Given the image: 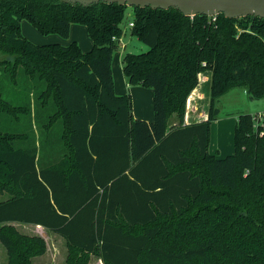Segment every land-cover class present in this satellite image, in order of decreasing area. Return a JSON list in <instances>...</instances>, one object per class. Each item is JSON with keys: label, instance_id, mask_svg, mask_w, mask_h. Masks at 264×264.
Here are the masks:
<instances>
[{"label": "trees", "instance_id": "obj_1", "mask_svg": "<svg viewBox=\"0 0 264 264\" xmlns=\"http://www.w3.org/2000/svg\"><path fill=\"white\" fill-rule=\"evenodd\" d=\"M127 8L0 0L6 264H32L47 251L42 237L12 224L62 238L65 264H264V111L237 118L233 154L208 152L217 99L233 89L264 99V20L131 8L130 34L148 50L125 54L122 73L128 85L152 90L146 122L134 119L129 95L115 94L112 77ZM22 20L64 39L83 25L92 47L34 45L20 33ZM204 71L207 120L183 126Z\"/></svg>", "mask_w": 264, "mask_h": 264}, {"label": "rangeland", "instance_id": "obj_2", "mask_svg": "<svg viewBox=\"0 0 264 264\" xmlns=\"http://www.w3.org/2000/svg\"><path fill=\"white\" fill-rule=\"evenodd\" d=\"M132 16L133 12L128 7L121 23L123 34L118 42V49L112 55L111 70L116 93L120 96L129 95L131 107L136 109L138 106L146 108L148 100H150L149 104H152V90L138 85H128L122 73L121 61L125 54H140L148 50L146 45L130 34L129 24L132 21ZM20 33L37 46L58 44L59 42L63 43V46H68L75 42L84 53L92 47L86 28L80 24L71 25L67 39L56 34L44 36L26 20L20 22ZM137 102H139L138 106ZM215 107L220 113L217 117L218 120L213 121L210 125L208 152L221 159L234 152L235 120L243 114L256 116L257 113L264 111V99L252 100L246 93H243L242 89H233L217 99ZM7 130L13 131L12 129ZM7 198L6 193H0V202ZM11 226L23 235H36L44 239L47 248L46 254L44 258L32 260V264H65L67 248L62 238L32 225L12 224ZM169 232L171 235L170 229ZM6 262L5 250L0 245V264H6ZM89 263L102 264L97 257H90Z\"/></svg>", "mask_w": 264, "mask_h": 264}, {"label": "water", "instance_id": "obj_3", "mask_svg": "<svg viewBox=\"0 0 264 264\" xmlns=\"http://www.w3.org/2000/svg\"><path fill=\"white\" fill-rule=\"evenodd\" d=\"M83 7L99 3L116 4L129 8L175 9L182 15L207 17L223 15L227 19L254 16L264 20V0H60Z\"/></svg>", "mask_w": 264, "mask_h": 264}, {"label": "crops", "instance_id": "obj_4", "mask_svg": "<svg viewBox=\"0 0 264 264\" xmlns=\"http://www.w3.org/2000/svg\"><path fill=\"white\" fill-rule=\"evenodd\" d=\"M58 44L63 46V43L59 42ZM88 51H86V52H88ZM210 87H211V72L210 71H204V72L200 73L198 75L197 85L192 90V92L190 93V95L188 96L187 101H186L185 115H184V120H183V124H182L183 126H187V125L195 124V123H200V122H204L207 120L208 111H209V103H210ZM242 91H243V93H245L244 90H242ZM115 94L117 96H120L116 93V90H115ZM152 97H153V94H152ZM149 103H150V100H148L146 108H145V107L138 106L139 102H137L138 108H136V109L132 108V115H133L134 119H140V120H144L146 122L152 121V119H153V108H152V104H149ZM262 112L257 113V115H259ZM216 120H218V118ZM236 120H235V122H236ZM176 124H177L176 118H175V116H172L169 120V128H171L172 126H175ZM44 256L45 255H43L41 257H37L35 259H41V258H44ZM35 259H33V260H35Z\"/></svg>", "mask_w": 264, "mask_h": 264}, {"label": "built area", "instance_id": "obj_5", "mask_svg": "<svg viewBox=\"0 0 264 264\" xmlns=\"http://www.w3.org/2000/svg\"><path fill=\"white\" fill-rule=\"evenodd\" d=\"M216 16V15H215ZM215 16H211V18H212V21H214L215 20ZM129 27L131 28L132 27V23H130L129 24ZM113 40H115L114 38H113Z\"/></svg>", "mask_w": 264, "mask_h": 264}]
</instances>
